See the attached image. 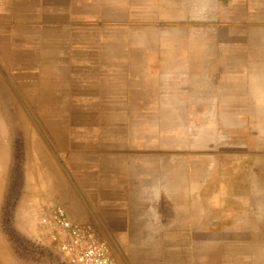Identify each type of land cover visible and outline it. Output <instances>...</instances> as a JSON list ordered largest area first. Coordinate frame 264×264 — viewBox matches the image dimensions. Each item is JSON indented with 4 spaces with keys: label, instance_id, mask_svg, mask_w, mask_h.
<instances>
[{
    "label": "crops",
    "instance_id": "1",
    "mask_svg": "<svg viewBox=\"0 0 264 264\" xmlns=\"http://www.w3.org/2000/svg\"><path fill=\"white\" fill-rule=\"evenodd\" d=\"M54 207L111 264H264V0H0V264Z\"/></svg>",
    "mask_w": 264,
    "mask_h": 264
},
{
    "label": "built area",
    "instance_id": "2",
    "mask_svg": "<svg viewBox=\"0 0 264 264\" xmlns=\"http://www.w3.org/2000/svg\"><path fill=\"white\" fill-rule=\"evenodd\" d=\"M40 222L53 228L51 238L65 264H111L106 242L96 238L89 225L69 220L60 207Z\"/></svg>",
    "mask_w": 264,
    "mask_h": 264
},
{
    "label": "rangeland",
    "instance_id": "3",
    "mask_svg": "<svg viewBox=\"0 0 264 264\" xmlns=\"http://www.w3.org/2000/svg\"><path fill=\"white\" fill-rule=\"evenodd\" d=\"M7 105V104H4ZM3 106V104H2ZM17 108V113H18V119H17V125H20V121H21V126L24 128V122H25V118H24V106L23 104L17 103L15 105ZM18 133H17V143L16 146L14 147V152H13V156H14V160H16L15 163V167H14V171L16 174V177L13 179L14 181H12V185H13V190L18 193V192H24V190L26 189V183L24 181V162L27 159V155L28 152L25 150L24 148V131L23 129H17ZM37 156H42V159H48V157H51V152L48 150H44V151H38L36 152ZM35 180V178H34ZM66 182H67V176H66ZM46 185H49L51 187H53V183L46 182ZM71 185V184H70ZM69 185V183H66V188H65V196L70 195V193L72 194V189L71 186ZM10 186V184H9ZM34 189L36 188V181L34 182ZM70 189V190H69ZM70 192V193H69ZM71 196V195H70ZM220 202H222V199L220 200ZM50 213L49 210L47 211H42L40 214H38V218H37V228L36 231H40L43 230L44 232H49L51 233L53 228L51 226L48 225H42L41 224V219L45 216H48ZM37 249H39V246L37 245L36 247ZM44 250H46V256L48 257L47 261L44 262V264H65L57 250V245L54 244L53 247L51 246V248L44 246ZM41 250H33V254H41L40 253ZM35 256V255H34Z\"/></svg>",
    "mask_w": 264,
    "mask_h": 264
},
{
    "label": "trees",
    "instance_id": "4",
    "mask_svg": "<svg viewBox=\"0 0 264 264\" xmlns=\"http://www.w3.org/2000/svg\"><path fill=\"white\" fill-rule=\"evenodd\" d=\"M226 170L229 171V172H231L232 167H227Z\"/></svg>",
    "mask_w": 264,
    "mask_h": 264
}]
</instances>
